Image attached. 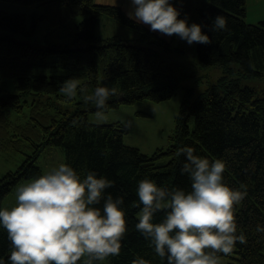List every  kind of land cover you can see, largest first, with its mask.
<instances>
[{
    "label": "trees",
    "instance_id": "obj_1",
    "mask_svg": "<svg viewBox=\"0 0 264 264\" xmlns=\"http://www.w3.org/2000/svg\"><path fill=\"white\" fill-rule=\"evenodd\" d=\"M8 1L37 11L30 15L0 11V85L14 81L16 89V93L0 89V151L28 150L33 154L27 155L16 171L0 178V207L22 180L43 174L36 164L43 148H62L65 163L82 177L95 171L113 181L108 193L124 196L128 231L121 252L97 264H132L138 257L150 264H167V259L161 258L135 227L143 207L137 188L140 180L149 178L158 186L190 190V178L181 172L185 157L179 152L190 145L198 155L223 159L227 165L225 183L247 192L235 213L247 242L237 241L232 253L222 257L228 259V264H264V232L257 231V225H264V89L243 86L240 78L224 77L195 99L194 89L186 84L194 76L186 64L187 53L182 52V42L174 45L177 34L168 41L130 19L122 7L96 0ZM175 3L181 4V18L194 12L205 26L202 30L211 37L210 43L195 45L202 68L219 66L233 76L264 77V20L247 23V0ZM218 15L226 18L227 27L214 32L211 25ZM105 16L133 29L138 37H100L97 29ZM80 17L83 19L67 47L31 41L41 22L48 25L44 30L49 34ZM163 53H183L185 64H173L163 58ZM37 68L45 72L36 74ZM71 78H78L79 84L77 94L69 98L60 89ZM105 85L116 89L105 113L142 101L164 103L183 90L169 146L146 154L126 144L130 126L120 121L91 123L89 115L96 114L97 108L84 98L85 94ZM136 115L153 118L144 111ZM166 212L158 211L154 222L162 221ZM9 255L7 230L0 227V256L7 260Z\"/></svg>",
    "mask_w": 264,
    "mask_h": 264
},
{
    "label": "clouds",
    "instance_id": "obj_2",
    "mask_svg": "<svg viewBox=\"0 0 264 264\" xmlns=\"http://www.w3.org/2000/svg\"><path fill=\"white\" fill-rule=\"evenodd\" d=\"M127 14L162 35L177 34L189 44L211 42L205 26L181 18L173 0H131ZM226 27V18L218 15L211 30ZM78 84V78H71L60 91L74 97ZM115 92L114 87L97 86L84 98L103 119ZM179 152L185 157L181 172L190 178L191 189L140 180L137 193L143 207L135 227L167 264H221V254L232 253L237 241L247 242L235 214L247 192L225 183L223 159L198 155L190 145ZM112 186L106 176L89 171L82 177L68 163L18 185L16 205L0 207V227L10 241V255L7 260L0 256V264H97L119 255L128 227L124 196L108 193ZM165 209L163 220L154 222L156 213ZM257 231L264 232V225H257ZM132 264L150 262L138 257Z\"/></svg>",
    "mask_w": 264,
    "mask_h": 264
},
{
    "label": "rangeland",
    "instance_id": "obj_3",
    "mask_svg": "<svg viewBox=\"0 0 264 264\" xmlns=\"http://www.w3.org/2000/svg\"><path fill=\"white\" fill-rule=\"evenodd\" d=\"M195 1L197 3L200 0ZM179 6V9H181V4H179ZM23 9H27V7L12 1L0 0V11L7 14L26 13L30 15L37 11L35 8L27 11ZM127 9L130 10L129 5H127ZM185 16H187V18L189 19V24L193 22L201 24L198 16L194 12H191L188 15L185 14ZM263 17L264 0H261L260 2L250 3V5L247 6V22L251 20V18ZM82 19L83 18L81 17L73 19L66 28L59 29L49 34H47V31L44 30L45 28L47 29L48 25L45 22H41L36 36L32 38L31 41L40 45L61 43L62 46L60 48L67 47L68 43L72 42L71 35H73V33L75 32L76 25H78L82 21ZM97 31L98 35L102 38L119 36L125 40H130L136 39L138 37L137 32L133 29L125 27L116 22L113 18L106 16L102 18ZM168 38L170 39L171 37L169 36ZM180 43L182 44V52H184V54L187 53L186 55L188 57V63L186 64H189V68H191V71L194 75L193 78L191 80L189 79L186 84L190 85L194 89L195 99L198 98V96H200L202 93L206 92L207 89L211 88L214 85H218L220 80L224 77H228L229 80L240 78L241 84L243 86H251L258 90L264 89V77L259 79L254 77H240L238 74H234L233 76L229 75L223 68L219 66L212 68H202L198 62L195 48V45H197L198 42L189 44L187 43V41L181 39L178 36L177 41H175L174 45L177 46ZM162 56L165 60L173 64H177L180 66L185 64V57L183 53H163ZM53 58L54 56L51 57V59ZM35 71L36 74L45 72V70L41 68H37ZM231 72L233 73L232 68ZM13 84H15L14 81H9L8 83L0 85V89H3V91L5 92L16 93V89L13 88ZM183 97L184 92L180 89L177 96L170 101L164 103L142 101L136 103L135 105H123L117 110L105 113V117L103 119L97 117L96 114H91L89 115V121L96 124H109L120 121L123 124L130 126V128H132V131L131 134L125 139L126 144L138 147L146 154H151L158 147L167 148L169 146L170 136L173 135L176 129V117L180 113ZM23 100H25V98ZM138 111H144L150 114L153 118L138 117L136 115ZM13 120L18 121L19 119L18 117H14ZM32 154L33 152H28V150L25 153L14 152L11 150L0 151V178L8 172L16 171L23 164L26 156ZM40 154L39 160L36 162V164H38L42 168L43 174L58 166L60 163H65V153L62 148L47 146L46 148H43ZM30 180L31 179L22 180L18 185L27 183ZM16 189L17 187L7 196V198L3 202V207L11 208L16 205ZM221 263L228 264V259L225 257L222 258Z\"/></svg>",
    "mask_w": 264,
    "mask_h": 264
},
{
    "label": "crops",
    "instance_id": "obj_4",
    "mask_svg": "<svg viewBox=\"0 0 264 264\" xmlns=\"http://www.w3.org/2000/svg\"><path fill=\"white\" fill-rule=\"evenodd\" d=\"M97 1V3H99V4H111V5H117V6H121L122 8H123V10L126 12V13H128V9H127V5H129V7H130V9H131V0H96ZM175 0H173V3L175 4V2H174ZM261 0H247V6H249L250 5V3H254V2H260ZM176 5V4H175ZM176 7L179 9V5H176ZM30 9H32V7H27V9H23V10H25V11H27V10H30ZM128 15V14H127ZM264 19V17L263 18H251V20H249L248 22H249V24H257V23H259V22H261V20H263ZM247 22V23H248ZM144 25V24H143ZM145 26L146 27H148V28H150V26L149 25H146L145 24ZM156 33H159L160 35H162L159 31H155ZM163 37H165L166 39H169L168 37V35H166V34H164V35H162ZM170 37H172V36H170ZM171 39V38H170Z\"/></svg>",
    "mask_w": 264,
    "mask_h": 264
}]
</instances>
